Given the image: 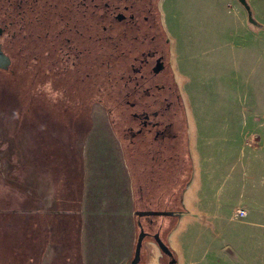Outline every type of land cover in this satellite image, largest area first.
<instances>
[{
	"label": "rangeland",
	"instance_id": "obj_1",
	"mask_svg": "<svg viewBox=\"0 0 264 264\" xmlns=\"http://www.w3.org/2000/svg\"><path fill=\"white\" fill-rule=\"evenodd\" d=\"M207 1V9L199 7L195 16L191 0H174L175 8L168 11V31L175 39L173 74L186 105L189 145L192 159L195 156V180H198L194 207H189V213H209L206 218L201 214L202 218L197 219L193 215L187 217L184 210L186 222L195 224L203 233L201 238L190 235L185 251L191 245L189 239H195L197 257L189 252L185 260L181 258V264H217L218 261L264 264V0H248L250 10L238 0L233 4L230 0H220V8L211 4L214 0ZM14 68L17 69L15 75L0 72V160L4 159L8 165L12 151L16 152L17 141L21 144L18 148L26 154L29 134L61 132V138L75 134L77 139L80 136L84 140L94 122L86 119L91 111L94 120L99 117L100 122L107 120L111 127L114 124V113L109 114V109L114 107L109 102V94L114 96L111 85L116 78L111 75L108 61L99 60L96 68L99 102L92 110L80 104L91 91L90 85L80 92L70 88L64 91L56 84L54 87L62 91L63 97L52 103L37 91L38 85L49 81L42 69L36 71L20 61L15 62ZM207 149L210 153L206 159L207 154H202V168L197 153L202 150L205 153ZM211 153H215L216 159L219 156L217 164L219 160L227 164V174L225 168L215 169L216 164L211 167ZM239 161L241 168H238ZM129 164L131 168H138ZM201 169L205 187L199 189ZM224 179L232 185L226 190V198L222 190L218 193L213 187L207 188L209 184L219 185ZM191 185L193 187L194 183ZM186 192L184 202L188 207ZM204 197L210 205H204ZM180 204L175 206L182 208ZM138 207L143 209L142 205ZM239 210L246 212L243 218L237 217ZM214 217L222 220L215 221ZM167 222L170 225H166ZM164 223L163 239L176 227L177 219L173 216L157 218L158 226ZM155 244L152 239L144 242L143 247L150 250V258L155 255L152 250L158 247ZM174 247L179 249L177 239H174ZM179 253L180 257L184 256L181 247ZM148 262L152 263L147 259L146 264Z\"/></svg>",
	"mask_w": 264,
	"mask_h": 264
},
{
	"label": "flooded vegetation",
	"instance_id": "obj_2",
	"mask_svg": "<svg viewBox=\"0 0 264 264\" xmlns=\"http://www.w3.org/2000/svg\"><path fill=\"white\" fill-rule=\"evenodd\" d=\"M166 1L0 0V72L15 75L20 61L42 69L64 91L82 92L90 85L80 104L92 110L99 102L96 68L99 60L108 61L116 78L114 96L109 94L113 131L128 164L138 166L133 175L141 177L137 201L143 209L136 216L147 234L144 242L156 243L159 236L172 253L159 248L160 264H179L167 235L162 238L163 226L156 224L157 218L184 213L193 173L190 125L173 74L175 39L168 31ZM91 112L86 119L93 122ZM179 203L182 208L175 206Z\"/></svg>",
	"mask_w": 264,
	"mask_h": 264
},
{
	"label": "crops",
	"instance_id": "obj_3",
	"mask_svg": "<svg viewBox=\"0 0 264 264\" xmlns=\"http://www.w3.org/2000/svg\"><path fill=\"white\" fill-rule=\"evenodd\" d=\"M191 2L193 16L199 7L207 9V0ZM230 2L233 4L235 0ZM175 4L174 0L165 2L167 20L168 11L172 12ZM211 4L220 8V0ZM31 121L35 120L31 118ZM197 129H200L198 124ZM59 134H29L26 154L18 148L21 144L17 141L11 164L0 160V264H131L140 232L136 212L140 210L137 198L141 177L133 175L109 121L100 122L96 118L84 140L80 136L77 139L75 134L65 135L66 138ZM202 152L197 156L203 168L202 154H207L206 159L210 150ZM210 155L213 156L211 167L216 164L215 169L225 168L227 174V164H221L220 160L217 164L219 156L216 159L215 153ZM194 158L186 192V201L190 204L187 207L183 200V205L187 217L193 215L200 219L201 214L206 218L209 213H189V207H194L198 181ZM241 166L239 161L238 168ZM203 171L198 174L199 189L205 187ZM226 182L224 179L219 185L209 184L207 188L213 187L218 193L222 190L226 198V190L232 186ZM205 201L204 197V205H210ZM184 214L175 216L177 225L167 234L179 264L189 252L197 257L195 239H189L191 245L186 251L185 245L188 246L190 235L201 238L203 233L195 224H188ZM183 218L185 224L179 230ZM161 226L165 227V223ZM174 239L179 249L174 247ZM145 247L142 262L146 260V264L148 259L150 264H160L159 247L156 245V251L152 250L155 255L151 258L150 250ZM217 264L231 263L218 261Z\"/></svg>",
	"mask_w": 264,
	"mask_h": 264
},
{
	"label": "water",
	"instance_id": "obj_4",
	"mask_svg": "<svg viewBox=\"0 0 264 264\" xmlns=\"http://www.w3.org/2000/svg\"><path fill=\"white\" fill-rule=\"evenodd\" d=\"M247 10H250L249 4H248V0H238ZM146 214H151V213H146ZM156 215H166V213H155ZM143 215V214H141ZM139 216V213H138ZM139 227L141 226V223L139 222ZM146 233L143 229V227H140V234L138 236V240H137V245H136V249H135V255H134V259L132 260L131 264H140L141 263V259H142V249H143V245H144V240L146 238ZM156 244L159 246V248L162 250V252H169V255H172L170 248L167 247L161 240V238L159 236H157L156 238Z\"/></svg>",
	"mask_w": 264,
	"mask_h": 264
},
{
	"label": "clouds",
	"instance_id": "obj_5",
	"mask_svg": "<svg viewBox=\"0 0 264 264\" xmlns=\"http://www.w3.org/2000/svg\"><path fill=\"white\" fill-rule=\"evenodd\" d=\"M37 91L42 92L46 96V98L49 99L52 103L57 102L63 97L62 91L56 89L54 87V82L51 80L46 81L43 85H38Z\"/></svg>",
	"mask_w": 264,
	"mask_h": 264
},
{
	"label": "built area",
	"instance_id": "obj_6",
	"mask_svg": "<svg viewBox=\"0 0 264 264\" xmlns=\"http://www.w3.org/2000/svg\"><path fill=\"white\" fill-rule=\"evenodd\" d=\"M246 214V212L244 210H239L237 211V217H244V215Z\"/></svg>",
	"mask_w": 264,
	"mask_h": 264
},
{
	"label": "bare ground",
	"instance_id": "obj_7",
	"mask_svg": "<svg viewBox=\"0 0 264 264\" xmlns=\"http://www.w3.org/2000/svg\"><path fill=\"white\" fill-rule=\"evenodd\" d=\"M180 77H181V76H180ZM182 79H183V78H182ZM181 81H182V80H181ZM189 188H190V187H189ZM184 222H185V221H183V222H182V223H183V224H182V227H183V226H184V224H185Z\"/></svg>",
	"mask_w": 264,
	"mask_h": 264
}]
</instances>
